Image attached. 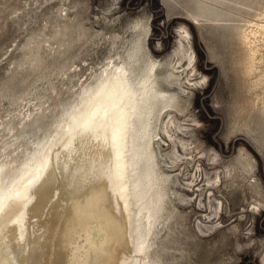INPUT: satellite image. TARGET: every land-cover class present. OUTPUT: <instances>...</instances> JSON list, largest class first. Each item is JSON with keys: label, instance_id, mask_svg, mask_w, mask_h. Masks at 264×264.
Segmentation results:
<instances>
[{"label": "bare ground", "instance_id": "bare-ground-1", "mask_svg": "<svg viewBox=\"0 0 264 264\" xmlns=\"http://www.w3.org/2000/svg\"><path fill=\"white\" fill-rule=\"evenodd\" d=\"M257 1L253 2V18L246 19L223 18L221 10L199 0L193 19L233 23L240 48L236 73L243 87L254 91L239 101V110L246 104L260 105L264 113V2ZM140 29L125 50L126 57H109L96 74L78 80L72 95L52 88L54 96L47 105L48 101L33 103L19 94L15 97L22 104L17 114L0 117V264H168L154 247L162 232L171 230L167 223L178 209L172 197L187 193L172 186L178 181L172 173L179 163L196 161V148L185 139L193 124L182 118L186 70L175 71L169 64L170 68L159 73L160 61L144 46L150 25ZM70 30L65 23L50 38L27 45L18 65L27 71L22 82L34 74L41 78L49 57H63L52 75L78 77L77 64L66 62L75 42ZM76 31L81 40L83 28ZM182 34L189 36L186 29ZM118 38H112L113 45ZM188 51L180 53L194 71L195 58ZM71 70L72 75L68 74ZM163 141L173 150H159V158L156 147ZM201 166L196 170L195 165L194 179H187L197 198L207 197L214 188L208 173L202 170L198 175ZM234 166L235 173L227 171L232 179L254 178L249 177L254 168L247 158H239ZM218 177L221 187L223 181ZM248 183L251 192L261 196L258 184L252 179ZM208 198H216L215 192ZM258 201L255 207L264 205V199Z\"/></svg>", "mask_w": 264, "mask_h": 264}, {"label": "rangeland", "instance_id": "rangeland-1", "mask_svg": "<svg viewBox=\"0 0 264 264\" xmlns=\"http://www.w3.org/2000/svg\"><path fill=\"white\" fill-rule=\"evenodd\" d=\"M197 1L0 0V117L9 119L17 114V106L22 104L15 97L19 94L24 93L26 101L31 99L33 103L48 101L47 105L52 102L54 89L67 90L68 95H72L78 89V80L83 82L96 74L109 57H126L125 50L131 47L132 40L141 31L140 26L149 24L150 37L144 46L150 49L146 52L160 61L158 72L166 71L169 64L176 67L175 71L186 70L182 76L188 85L184 92L181 91L185 107L182 118L193 124L185 139L191 148H196L193 155L199 161L179 163L172 173L178 177L177 185L172 186L184 188L187 193L180 192L172 197L178 209L167 223L171 230L162 232L154 249L168 264H264V205L255 207L258 200L264 199V113L260 105L252 108L246 104L245 109L239 110V101L253 96L254 91H247L236 73L235 61L240 48L233 23L196 22L193 15ZM244 1L203 0L221 10L223 18H253L256 0H246V4ZM65 14L68 19L64 18ZM65 23L71 29L70 37L75 40L69 52L70 60L66 62L77 64L78 77L66 79V76L52 75L63 57H49L41 78L34 74L22 82L27 71L18 65L24 59L27 45L43 37L50 38ZM137 23L140 25L135 29ZM79 26L84 30L81 40L76 31ZM184 29L189 36L182 34ZM115 35L119 38L113 45ZM182 49L189 50L195 58L194 71H190L192 65L188 58L180 53ZM43 55L47 57L44 52ZM72 70L68 74L72 75ZM189 79L193 80L191 85ZM156 149L158 154L159 150L163 153L173 150L164 141ZM180 150L182 158H186L185 152ZM239 158L252 162L254 169L249 177L254 178L232 179L227 174L228 169L235 173L237 167L234 165ZM166 159L170 165V159ZM199 164L202 168L198 175L202 170L208 173L214 188L208 191L207 197L197 198V193L189 190L192 187L187 179L194 177ZM218 175L223 181L221 187ZM251 179L258 184L261 196L251 192L248 183ZM200 181L198 176V183ZM212 191L217 199L208 198Z\"/></svg>", "mask_w": 264, "mask_h": 264}]
</instances>
